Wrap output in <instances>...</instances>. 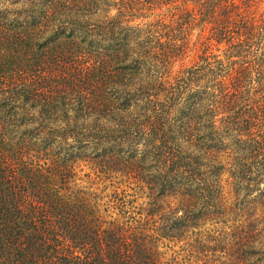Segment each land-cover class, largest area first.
<instances>
[{
    "label": "trees",
    "instance_id": "trees-1",
    "mask_svg": "<svg viewBox=\"0 0 264 264\" xmlns=\"http://www.w3.org/2000/svg\"><path fill=\"white\" fill-rule=\"evenodd\" d=\"M263 2L0 0V264H264Z\"/></svg>",
    "mask_w": 264,
    "mask_h": 264
},
{
    "label": "rangeland",
    "instance_id": "rangeland-1",
    "mask_svg": "<svg viewBox=\"0 0 264 264\" xmlns=\"http://www.w3.org/2000/svg\"><path fill=\"white\" fill-rule=\"evenodd\" d=\"M194 54V51H190L188 56L183 60V64H189ZM222 185L224 197L227 202H230L232 196L227 174L223 176ZM72 186L74 189L84 191L90 195H95L102 205L117 206L118 198L124 200L125 210L128 212L127 214H123L118 208H110L111 211H114L112 215L116 218L124 219V215L125 217L129 215H133L135 218L138 217L134 211H136L135 207L137 205L139 206L142 201L136 198V194H134L131 185L129 186L126 183L119 182L114 178H106L103 175H98L97 172H94L93 169L84 162L75 164V175ZM131 200L133 202H131ZM159 247L165 259L168 261H173L176 258L182 261L181 258L186 253L183 252L182 254V249L184 248L182 241L162 238L159 241Z\"/></svg>",
    "mask_w": 264,
    "mask_h": 264
}]
</instances>
